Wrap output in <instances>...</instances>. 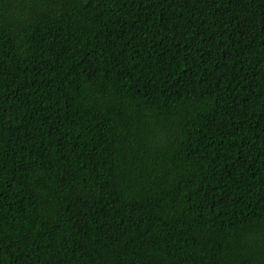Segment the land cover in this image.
I'll return each instance as SVG.
<instances>
[{
  "label": "trees",
  "instance_id": "1",
  "mask_svg": "<svg viewBox=\"0 0 264 264\" xmlns=\"http://www.w3.org/2000/svg\"><path fill=\"white\" fill-rule=\"evenodd\" d=\"M0 264H264V0H0Z\"/></svg>",
  "mask_w": 264,
  "mask_h": 264
}]
</instances>
